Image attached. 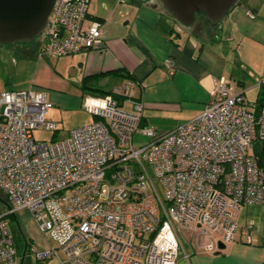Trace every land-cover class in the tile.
<instances>
[{
  "label": "built area",
  "instance_id": "2783aa9c",
  "mask_svg": "<svg viewBox=\"0 0 264 264\" xmlns=\"http://www.w3.org/2000/svg\"><path fill=\"white\" fill-rule=\"evenodd\" d=\"M90 5L57 0L41 56L106 51L104 24L91 17ZM166 65L173 68L171 60ZM140 86L129 80L110 95L85 97L83 108L96 121L51 143L34 136L39 129L59 133L47 120L53 105L45 91L0 94V190L8 205L0 214V264H18L7 221L18 210L57 245L32 249L39 260L178 264L189 258L183 231L196 242L206 239V251L216 253L219 243L235 241L242 207L264 205V168L254 151L264 143V98L260 107L252 104L221 79L201 115L158 134L143 126ZM137 134L149 142L135 145Z\"/></svg>",
  "mask_w": 264,
  "mask_h": 264
},
{
  "label": "crops",
  "instance_id": "0c3cea01",
  "mask_svg": "<svg viewBox=\"0 0 264 264\" xmlns=\"http://www.w3.org/2000/svg\"><path fill=\"white\" fill-rule=\"evenodd\" d=\"M127 1V8L119 12L122 20L114 29L117 12L110 14L105 8L96 17L104 24L106 51L84 52L87 56L83 58L86 62L83 82L69 87L75 88L83 101L89 95L101 96L96 89L112 92L114 88L107 89L109 77L122 80L117 88L133 80L141 84L137 95L145 105L143 126L154 128L158 134L172 132L201 115L221 79L229 82L233 94L243 93L247 100L248 97L255 100H248L250 103L260 107L259 101L264 98V0H241L219 25L212 26L202 17L189 29L174 23L172 16L157 3ZM248 11L256 18L251 19ZM168 60L173 62V68L167 67ZM44 61L45 58H40L38 63L45 65ZM31 87L22 85L15 89L12 84L0 81V94ZM47 96L53 107L55 102H61L55 93ZM261 147L260 143L258 150ZM254 151L257 152L255 148ZM238 226L235 241L221 253H210L204 248L205 240L196 242L190 238L183 246L189 258L181 257L178 264H264V205H244ZM36 245L27 241L24 254L17 250L18 262L25 264L28 252L36 255L32 249L46 252Z\"/></svg>",
  "mask_w": 264,
  "mask_h": 264
},
{
  "label": "rangeland",
  "instance_id": "374dc122",
  "mask_svg": "<svg viewBox=\"0 0 264 264\" xmlns=\"http://www.w3.org/2000/svg\"><path fill=\"white\" fill-rule=\"evenodd\" d=\"M123 1L127 2L126 5L121 4ZM127 4V0H92L90 14L95 18L100 17L101 11H104L105 8H107L110 14L117 12L112 26L114 29V25H117L118 21L122 20L119 12H124L127 8ZM159 6L163 9L162 5L159 4ZM202 17L204 16H198V18ZM173 22L182 26L176 20ZM45 44L46 38L44 35H41L31 44H17L15 46L0 45V81L7 82L8 85L12 84L15 89L22 88V85H32L30 89L46 91L50 97L55 93L61 102H55V107H52L47 114V120L58 123L59 133L57 136L53 137L51 132L39 129L34 132V136L36 140L42 142H63L69 138L70 133L74 129L86 127L93 124L95 121V117L83 108V100L77 95L74 90L75 88H69L72 87V85L75 87V83L77 82H83L84 67L86 64L83 58L87 56V53L47 59V57L41 56V51ZM40 58H45V65H41L42 62L40 64L38 63ZM107 80V89H115L122 85V80L120 78L109 77ZM44 81H51V83L46 86L42 84ZM101 82L103 85L104 80L102 79ZM67 83H70V86H67ZM52 84L55 86L52 87ZM57 86H59V89H57ZM248 100L255 102L254 99L249 97ZM124 109L127 111L133 110L128 104L125 105ZM53 116L58 119L53 120ZM146 142H149L148 138L140 134L135 136V145L138 146ZM259 147L260 143H256L255 150L257 151ZM162 197H164L163 193ZM0 198V211L5 213L8 211V205L5 203L7 197L1 190ZM7 221L14 235L16 248L21 255L24 254L27 241L29 243L34 241L37 243L36 248L42 247L46 252L52 248H57L53 240L49 237L45 238L39 231L35 219L27 210H18L14 216L7 218ZM190 238L189 232L183 231L181 235L182 245L185 246L187 240H190ZM201 240L206 241L204 238ZM26 258L25 264H59L57 258L39 260L36 255H32L30 252L27 253ZM21 263V261L18 262V264Z\"/></svg>",
  "mask_w": 264,
  "mask_h": 264
},
{
  "label": "water",
  "instance_id": "95a60500",
  "mask_svg": "<svg viewBox=\"0 0 264 264\" xmlns=\"http://www.w3.org/2000/svg\"><path fill=\"white\" fill-rule=\"evenodd\" d=\"M183 27H194L198 16L212 26L224 22L241 0H159ZM57 0H0V45L31 44L44 34ZM226 245L219 243V252Z\"/></svg>",
  "mask_w": 264,
  "mask_h": 264
},
{
  "label": "trees",
  "instance_id": "16d2710c",
  "mask_svg": "<svg viewBox=\"0 0 264 264\" xmlns=\"http://www.w3.org/2000/svg\"><path fill=\"white\" fill-rule=\"evenodd\" d=\"M95 92H97V93H101V96L112 94L111 91H103V90H99V89H96ZM116 98H117V99H120V98H118V97H116ZM262 102H263V98L259 101V104H262ZM261 144H262V147L260 148V150H258V151L256 152V154H257V155L259 156V158H260V166H261L262 168H264V143H261ZM0 199H1V198H0ZM2 201H3V200H2ZM3 202H5V201H3ZM5 203L7 204V200H6ZM0 214H2L1 211H0ZM12 216H14V215H10V216H8L7 218L12 217Z\"/></svg>",
  "mask_w": 264,
  "mask_h": 264
},
{
  "label": "flooded vegetation",
  "instance_id": "af4514ba",
  "mask_svg": "<svg viewBox=\"0 0 264 264\" xmlns=\"http://www.w3.org/2000/svg\"><path fill=\"white\" fill-rule=\"evenodd\" d=\"M144 2L148 3H157L158 5L161 4L159 0H142ZM162 5V4H161Z\"/></svg>",
  "mask_w": 264,
  "mask_h": 264
}]
</instances>
